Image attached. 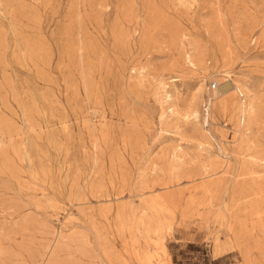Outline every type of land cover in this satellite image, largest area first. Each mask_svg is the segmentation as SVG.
I'll return each instance as SVG.
<instances>
[{
    "label": "rangeland",
    "instance_id": "obj_1",
    "mask_svg": "<svg viewBox=\"0 0 264 264\" xmlns=\"http://www.w3.org/2000/svg\"><path fill=\"white\" fill-rule=\"evenodd\" d=\"M0 264H264V0H0Z\"/></svg>",
    "mask_w": 264,
    "mask_h": 264
},
{
    "label": "bare ground",
    "instance_id": "obj_2",
    "mask_svg": "<svg viewBox=\"0 0 264 264\" xmlns=\"http://www.w3.org/2000/svg\"><path fill=\"white\" fill-rule=\"evenodd\" d=\"M225 54L228 57L230 53L228 51ZM224 73V81L220 83L218 89L214 90L213 94L211 95L210 106L216 103V109L223 115L229 113L232 109L237 111L240 115V121L237 125L236 131L239 134H243L248 130L252 122L253 109L251 103L247 101H241L238 107L235 100V94L237 93L242 97V95L244 94L243 92H245L248 99V90L250 89V84L245 80L235 78L233 75L226 71ZM217 80L219 81V79ZM208 111L209 112L207 113V115L210 117V110Z\"/></svg>",
    "mask_w": 264,
    "mask_h": 264
},
{
    "label": "built area",
    "instance_id": "obj_3",
    "mask_svg": "<svg viewBox=\"0 0 264 264\" xmlns=\"http://www.w3.org/2000/svg\"><path fill=\"white\" fill-rule=\"evenodd\" d=\"M218 88V84L217 83H214L213 85H212V90H216Z\"/></svg>",
    "mask_w": 264,
    "mask_h": 264
}]
</instances>
